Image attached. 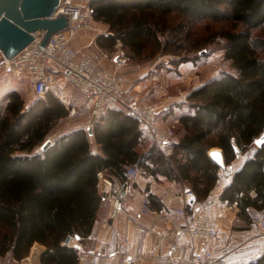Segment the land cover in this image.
<instances>
[{
  "label": "trees",
  "instance_id": "1",
  "mask_svg": "<svg viewBox=\"0 0 264 264\" xmlns=\"http://www.w3.org/2000/svg\"><path fill=\"white\" fill-rule=\"evenodd\" d=\"M87 9L111 33L99 34L98 43L113 50L119 39L132 60L171 54L176 63L194 61L203 47L222 38L231 71L192 89L166 112L177 118L168 152L146 140L134 117L116 110L92 125L99 153L91 150L86 128L63 132L41 150L67 107L53 93L27 106L19 90L3 93L0 256L15 262L37 242L44 246L40 264H78L77 248L63 241L69 235L85 238L99 217L104 205L97 187L100 172L122 176L135 163L146 175L186 185L201 201L220 179L208 151L220 148L230 164L234 146L245 151L264 131V34L254 35L255 30L264 33V0H88ZM203 21L222 26L202 40L196 30ZM218 199L236 204L245 225L235 228L246 229L251 210L264 207V144L234 169ZM239 264H264V251L255 262Z\"/></svg>",
  "mask_w": 264,
  "mask_h": 264
},
{
  "label": "built area",
  "instance_id": "2",
  "mask_svg": "<svg viewBox=\"0 0 264 264\" xmlns=\"http://www.w3.org/2000/svg\"><path fill=\"white\" fill-rule=\"evenodd\" d=\"M85 5L84 0H59L55 15L67 14L68 26L53 32L43 47L39 44L42 34H36L26 47L11 58L0 52V75L27 77L33 87L34 98L52 93L59 82L69 84L82 93L83 100L79 106H67L68 118H84L91 125L108 110L122 111L134 117L153 142L160 146L162 139L156 122L157 111L137 94L147 89V81H135L130 88L124 84L125 78L121 70L128 63V57L120 40L116 39L114 51L110 54L102 52L79 54L72 46L71 40L75 38L77 32L90 27L92 16L84 13ZM102 33L108 34L105 30ZM103 58L111 63L112 70H98V63ZM155 78L153 76L152 80ZM56 95L62 98L61 93L58 92ZM166 132L168 137L173 135L170 127ZM254 141L245 151H235V158L243 160L248 156L256 146ZM232 172V163L219 168V175L225 180L231 178ZM139 175L140 167L134 163L126 168L121 178H113L114 192L110 198L112 220L126 214L122 204L127 199L131 187L137 183ZM155 187V180L151 178L149 189ZM192 196L194 193L190 188L183 189L177 195L178 204L164 214L168 222L172 221L173 215L181 219V223L175 226L174 231L145 227L137 224L136 218H132V222L137 224L140 242L133 259L129 252L124 250L125 260L122 264H231L230 258L234 251L257 240L264 242V207L251 210V220L245 231V238L240 244L234 245L226 239L222 226L226 206L219 207L217 213L207 211L215 206L219 200L218 195L190 204L188 200ZM151 211L148 192H144L139 213L146 215ZM151 236H154L159 244L147 248L145 239ZM88 238L91 239L92 235L89 234ZM124 241H128V234H125ZM194 241L199 242V247L194 246ZM63 244L75 248L82 246L81 239L74 235L67 236ZM159 245L165 246L166 250L160 252ZM118 252L119 250L114 251ZM250 261L255 262L256 257H251ZM83 264L106 263L86 261Z\"/></svg>",
  "mask_w": 264,
  "mask_h": 264
},
{
  "label": "crops",
  "instance_id": "3",
  "mask_svg": "<svg viewBox=\"0 0 264 264\" xmlns=\"http://www.w3.org/2000/svg\"><path fill=\"white\" fill-rule=\"evenodd\" d=\"M93 21L95 23L91 24L90 27L82 28L77 32L75 38L71 40L72 46L79 54H91L94 52L111 53V49L103 47L98 43L97 36L101 34L102 31L96 28L97 21ZM101 26H104L107 29V26L104 23H102ZM106 29H103L102 27V30L106 31ZM97 68L98 70H111L112 65L106 58H103L98 63ZM138 74H140L138 71H131L129 72L128 77L131 79L137 77ZM77 91L79 92L82 101V93L79 90ZM81 101L77 105H70L79 106L82 103ZM166 101V98H162L159 100V102L156 103V122L160 130V138L162 139V144L158 147H160L164 152H168L170 149L169 141L175 140V138H170L167 136L166 129L169 125H175L177 122L175 114H166V112H168L173 104L184 100H170L168 102ZM168 117H172V122L169 119L167 120ZM95 121L91 123V125H89L91 129ZM77 128L87 129L86 126L83 127L82 125L74 127L72 129ZM70 130H67L65 132H68ZM142 131L146 137V140L154 143L148 133H146V131L143 129ZM90 137L91 150L93 152L99 153V146L93 140L92 134ZM242 162L243 160L240 161L236 158L231 163L233 164V166H235L236 169L242 164ZM115 177L121 178L122 176L108 177L103 172H100L98 175V191L103 194L104 203L107 207L103 205L100 211V215L96 219L92 230L89 233L92 235V238H88V234L85 238L81 239L82 246L81 248H77L79 253L78 264H83L86 261L106 264H122L125 260L124 250H127L129 252V255L132 259L135 257L136 249L140 242L139 234L137 231V224L145 227H151L156 230L161 229L171 232L175 230V226L177 224L181 223V219H179V217L175 215H173L172 221L168 222L164 218V214L168 210H170V208L175 207L178 204L177 195L181 193L183 189L188 187L184 184H178L174 181L168 180L162 176L155 177L153 175H146L142 172H140L137 183L131 187L127 199L122 204V207L126 214L121 215V217H118V219L112 220L110 218V198L114 192L112 180ZM221 177L222 176L220 175L218 184L215 186L209 196L215 194L219 195L222 188L230 181V179L225 180L221 179ZM151 178H154L156 187L150 190L149 183ZM144 192H148V195H151V197L149 198L152 211L146 215H142L139 213L141 196ZM221 206H226L225 217L222 220L225 237L234 245H238L245 238L244 234L248 227L246 229L235 228L236 226L245 225V222L237 218L238 207L236 206V204H228L218 200L215 206L208 209L207 211L210 213H217L219 207ZM132 218L137 219V224L132 222ZM125 234H128L127 242L124 241ZM145 243L147 248H153L159 244L158 240L154 236L146 238ZM194 246L199 247V242L194 241ZM43 249L44 246L42 244L35 242L30 249V255L26 256L22 260V263L40 264L39 254ZM115 250H119V252L114 253ZM165 250V246L159 245L160 252H164ZM263 251L264 242L257 240L249 246L241 247L240 249L234 251L230 258L231 264L250 262L251 257L257 258Z\"/></svg>",
  "mask_w": 264,
  "mask_h": 264
},
{
  "label": "rangeland",
  "instance_id": "4",
  "mask_svg": "<svg viewBox=\"0 0 264 264\" xmlns=\"http://www.w3.org/2000/svg\"><path fill=\"white\" fill-rule=\"evenodd\" d=\"M87 1L84 7V13L90 14L87 9ZM91 15V14H90ZM93 18H90V25L94 24ZM102 22H96V28L102 30L106 29L101 26ZM107 26V25H106ZM222 26L221 23H213L209 21H203L199 23L196 32L202 36V40L208 35V33L216 32ZM227 26V25H226ZM107 32V29H106ZM263 31L255 30L254 35H263ZM224 40L217 38L214 43L203 47L199 53L198 58L194 61H184L176 63L177 56L171 54L156 55L151 59H139L132 60L128 57V63L121 70L122 76L125 78L124 84L130 88L133 82L138 80H146L148 86L143 92H137L139 97H142L143 101L156 109V103L160 99L166 98V102L170 100H184L186 95L194 88L202 85L208 79L217 76L222 71H231V62L224 58L223 50ZM114 49L111 51L113 52ZM110 54V53H107ZM263 54V53H262ZM190 55H193L191 53ZM111 64V63H110ZM112 70V69H111ZM131 71H138L140 74L137 77L129 78L128 74ZM156 78L152 80V77ZM15 88L20 91L25 100V105H29L34 99L33 87L27 77H13L11 75L0 76V97L7 90ZM61 93L62 98H59L56 94ZM52 93L59 99L65 106L70 104H79L81 96L79 92L71 85L59 82L54 88ZM153 95V96H152ZM82 102V101H81ZM81 105V104H80ZM176 116V115H175ZM157 117V116H156ZM171 120L172 117H168L167 120ZM82 125L83 127H89L88 121L84 118L70 119L66 115L59 119L53 129L49 132L45 140L49 139L52 143L53 140L61 133L70 130L74 127ZM174 135L175 125H169ZM44 140V141H45ZM43 141V142H44ZM246 157V156H245ZM244 157V158H245ZM236 159V158H235ZM240 160V159H238ZM244 160V159H243ZM241 161V160H240ZM233 165V164H232ZM235 166H233V171ZM223 179V177H221ZM105 207L106 204L104 203ZM121 217V216H120ZM31 249V248H30ZM30 255V251L29 254ZM27 255V256H28ZM24 259V258H23ZM22 259V260H23ZM0 264H24L22 261L15 262L10 255L0 256Z\"/></svg>",
  "mask_w": 264,
  "mask_h": 264
},
{
  "label": "water",
  "instance_id": "5",
  "mask_svg": "<svg viewBox=\"0 0 264 264\" xmlns=\"http://www.w3.org/2000/svg\"><path fill=\"white\" fill-rule=\"evenodd\" d=\"M58 4L59 0H0V52L11 58L26 47L36 34H42L39 44L43 47L53 32L66 28L67 14L55 15ZM87 131L92 134L91 127H87ZM254 142L257 147L264 144V131ZM51 144L47 139L40 149L44 150ZM234 150H238L236 146ZM208 157L218 168L225 167L220 148H211ZM195 201V196L188 200L190 204Z\"/></svg>",
  "mask_w": 264,
  "mask_h": 264
}]
</instances>
